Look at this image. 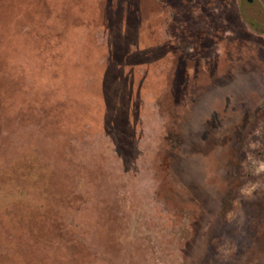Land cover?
<instances>
[{"label":"rangeland","instance_id":"rangeland-1","mask_svg":"<svg viewBox=\"0 0 264 264\" xmlns=\"http://www.w3.org/2000/svg\"><path fill=\"white\" fill-rule=\"evenodd\" d=\"M0 264H264V0H0Z\"/></svg>","mask_w":264,"mask_h":264}]
</instances>
